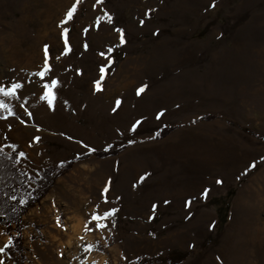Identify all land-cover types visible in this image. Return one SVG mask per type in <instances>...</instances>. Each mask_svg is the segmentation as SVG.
<instances>
[{
  "label": "rangeland",
  "instance_id": "1",
  "mask_svg": "<svg viewBox=\"0 0 264 264\" xmlns=\"http://www.w3.org/2000/svg\"><path fill=\"white\" fill-rule=\"evenodd\" d=\"M73 5L0 0V81L25 85L19 101L0 97L23 105L19 118L0 119V147L25 153L19 162L33 190L52 169L49 191L23 217L21 232L0 224V247L10 237L23 245L0 259L264 264V0H81L65 46L60 22ZM105 11L114 23L105 17L97 28ZM117 26L127 43L111 53L115 62L97 92L100 53L117 43ZM45 45L52 71L40 81L34 73L43 70ZM52 79L59 81L54 110L39 99ZM116 99L122 104L113 111ZM163 126L173 130L159 138ZM97 205L101 214L118 211L107 229L85 231ZM85 244L96 250L85 253Z\"/></svg>",
  "mask_w": 264,
  "mask_h": 264
},
{
  "label": "snow or ice",
  "instance_id": "2",
  "mask_svg": "<svg viewBox=\"0 0 264 264\" xmlns=\"http://www.w3.org/2000/svg\"><path fill=\"white\" fill-rule=\"evenodd\" d=\"M81 3V0H75V5H73L67 12H66V18L63 19L60 22V27L63 29L62 35L64 37V44L65 46L68 45L69 40H68V34H69V27H67L69 25V22L73 21L74 18V14L77 13V7L76 5H79ZM97 3H103V0H97ZM211 7H215V4L213 3L211 5ZM146 15L149 16L150 18V13H146ZM106 17V21L108 24H113L114 23V17L108 13L107 11H105L103 13V16L100 17L99 19L96 20V27L99 28L101 20L104 19ZM140 25L143 26L144 24V20L141 19L139 21ZM114 31L118 34V41L117 43L112 46L109 47L107 49V55L105 52H101L100 55L102 57L105 58L106 63L104 65H102L99 68V78L97 80L94 81V86H95V90L97 92H102L103 88H102V83L105 79V74L108 72V70L111 68L112 64L115 62L114 57L110 58L111 53L115 52L116 48L122 47L124 44L127 43L126 39H125V31L122 27H115ZM84 49L87 50L88 45L84 44L83 45ZM68 51H71V48L67 49ZM44 65H43V70L42 71H37L36 73H34V76L39 77L40 81H44L45 77L51 73L52 68L51 65L49 63L50 60V55H49V46L45 45L44 46ZM58 83L59 81L57 79H52L50 83H43L42 84V91H43V95L41 97H39V99H42L43 101H46L47 105L51 106L54 110V101L56 100V94L54 92V89H56L58 87ZM25 88V85L20 83V82H9L8 84H5V82L0 81V97L3 98H8L9 100H16L19 101L22 99V95H23V90ZM147 89V85H143L141 87H139L136 91V95L139 96L141 95L145 90ZM122 101L120 99H116L114 101V107H113V111H117L120 107H121ZM17 107H23L22 104H17V105H13L12 103L6 102L5 99H0V111L7 113V115L5 116H0V119L2 120H7L9 117H18V114L16 112V108ZM26 115L28 117H32L33 113L30 111L25 110ZM164 115V112H160L155 118L156 119H160L162 116ZM21 124H24L25 121L24 120H20ZM142 124V121L137 120L132 126H130V131L132 132H136L137 128ZM10 127H9V131H10ZM42 129L39 127H36V132H41ZM159 132L156 133L157 136H159ZM5 139H7V137H5ZM41 140V137L39 135L34 136V141L39 143ZM130 143H134V141H130ZM5 147L12 149V151H15L17 146L15 144H8L5 145ZM84 147L86 149H88L89 154H91L92 152H95L96 149L89 147L88 145H84ZM108 150V149H105ZM0 153H4L5 159L11 161L14 159L13 156L8 155L7 153L4 152V148L0 147ZM19 156L22 158H26L25 153L23 151L19 152ZM18 163V161H17ZM252 168H255L256 165L252 164L251 165ZM146 177H141L140 178V182H143V180ZM216 183L220 184L222 183V181L217 180ZM109 185H110V181H109ZM135 186V185H134ZM109 191V187H105L103 189V193H102V198L105 204L109 203L108 198H107V192ZM210 191V189H205L202 193V196L204 198H207L208 196V192ZM13 200L16 199V197H12ZM19 203L22 204H27L28 201H18ZM165 203H168V201H165ZM192 201L189 199L186 201V205L187 206H191ZM157 206L153 205L152 211H155V208ZM15 210V209H14ZM118 211V209H110L107 211H104L102 214L99 211V205L96 206V210L94 212H92L90 214V218L87 221V223L85 224L84 228L85 231H96V230H105L108 228V221L110 217H114L116 212ZM57 224L61 227H63L62 225H60V218L57 217ZM89 225H91L92 227L90 228ZM112 227H115V222H112ZM66 230V229H65ZM81 240L84 239L83 236L80 237ZM16 246V242L10 237L7 242L0 247V256H3L5 253H7L10 249L14 248ZM96 247L92 244H85L83 246V251L85 253H90L92 251H95ZM0 264H5V261L3 259H0ZM81 264H87V261H81ZM92 264H99L98 261H93Z\"/></svg>",
  "mask_w": 264,
  "mask_h": 264
},
{
  "label": "trees",
  "instance_id": "3",
  "mask_svg": "<svg viewBox=\"0 0 264 264\" xmlns=\"http://www.w3.org/2000/svg\"><path fill=\"white\" fill-rule=\"evenodd\" d=\"M206 118H211V116L208 115ZM243 129L252 131L248 128ZM172 130L173 127H161L159 138L164 137ZM259 137L264 139V136ZM4 152L13 156L14 159L9 161L5 159L4 153H0V224L10 229L15 226L21 232L23 217L49 191L50 185L46 184V179L49 178L52 169L48 168L42 173V179L38 181L39 188L33 190L29 184L32 179L26 169L21 166L18 152ZM12 197H16V199L13 200ZM18 201H28V203L25 205ZM14 241L18 251L22 253L21 238L14 237Z\"/></svg>",
  "mask_w": 264,
  "mask_h": 264
}]
</instances>
